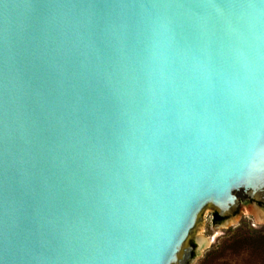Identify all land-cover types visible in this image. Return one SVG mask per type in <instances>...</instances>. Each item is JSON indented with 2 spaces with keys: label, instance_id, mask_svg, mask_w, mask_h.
Masks as SVG:
<instances>
[{
  "label": "water",
  "instance_id": "95a60500",
  "mask_svg": "<svg viewBox=\"0 0 264 264\" xmlns=\"http://www.w3.org/2000/svg\"><path fill=\"white\" fill-rule=\"evenodd\" d=\"M246 198L264 0H0V264H187Z\"/></svg>",
  "mask_w": 264,
  "mask_h": 264
},
{
  "label": "rangeland",
  "instance_id": "374dc122",
  "mask_svg": "<svg viewBox=\"0 0 264 264\" xmlns=\"http://www.w3.org/2000/svg\"><path fill=\"white\" fill-rule=\"evenodd\" d=\"M264 204L241 199L240 205L220 222L203 215L194 227L187 264H264ZM226 219V221H224Z\"/></svg>",
  "mask_w": 264,
  "mask_h": 264
},
{
  "label": "trees",
  "instance_id": "16d2710c",
  "mask_svg": "<svg viewBox=\"0 0 264 264\" xmlns=\"http://www.w3.org/2000/svg\"><path fill=\"white\" fill-rule=\"evenodd\" d=\"M212 219L214 220V222H220L222 220V217H219L216 212H214L212 215Z\"/></svg>",
  "mask_w": 264,
  "mask_h": 264
},
{
  "label": "bare ground",
  "instance_id": "6f19581e",
  "mask_svg": "<svg viewBox=\"0 0 264 264\" xmlns=\"http://www.w3.org/2000/svg\"><path fill=\"white\" fill-rule=\"evenodd\" d=\"M256 214H257V215H256V219L260 220V219H261V217L264 219V215H263V216H260V214H259V213H257V212H256Z\"/></svg>",
  "mask_w": 264,
  "mask_h": 264
}]
</instances>
